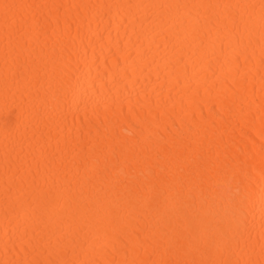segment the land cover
<instances>
[{
  "label": "bare ground",
  "instance_id": "6f19581e",
  "mask_svg": "<svg viewBox=\"0 0 264 264\" xmlns=\"http://www.w3.org/2000/svg\"><path fill=\"white\" fill-rule=\"evenodd\" d=\"M0 264H264V0H0Z\"/></svg>",
  "mask_w": 264,
  "mask_h": 264
}]
</instances>
